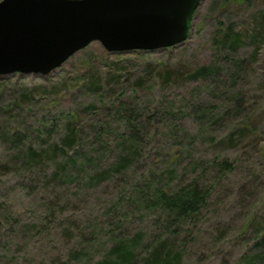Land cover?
<instances>
[{
  "label": "rangeland",
  "instance_id": "rangeland-1",
  "mask_svg": "<svg viewBox=\"0 0 264 264\" xmlns=\"http://www.w3.org/2000/svg\"><path fill=\"white\" fill-rule=\"evenodd\" d=\"M195 183L209 197L186 217L155 192ZM263 234L264 0H201L174 46L93 41L49 74L0 75V264H115L124 247L130 264L168 248L264 264Z\"/></svg>",
  "mask_w": 264,
  "mask_h": 264
},
{
  "label": "water",
  "instance_id": "water-1",
  "mask_svg": "<svg viewBox=\"0 0 264 264\" xmlns=\"http://www.w3.org/2000/svg\"><path fill=\"white\" fill-rule=\"evenodd\" d=\"M201 0H0V75L49 74L99 42L108 52L184 42Z\"/></svg>",
  "mask_w": 264,
  "mask_h": 264
},
{
  "label": "trees",
  "instance_id": "trees-1",
  "mask_svg": "<svg viewBox=\"0 0 264 264\" xmlns=\"http://www.w3.org/2000/svg\"><path fill=\"white\" fill-rule=\"evenodd\" d=\"M13 140H11L14 143H17L18 145L24 143L20 142L18 138H16V135H12ZM130 147L135 146V142L138 140L136 137L131 138ZM132 147V148H133ZM34 154V153H33ZM38 155L35 154L32 156L33 158H36ZM212 166L217 167L218 170H221L222 172H226L232 169V165L229 163V161L222 160L219 162H212ZM159 195L160 200L162 201V204L167 207L166 209L168 212H176L177 215L180 216H187L188 214H194L197 211L200 210V208L206 203V199L209 197V191L205 188L200 187L197 183L193 184L189 188L180 187L176 191H155ZM13 215L12 212H10ZM262 242H264V234L262 236ZM170 252L169 248L166 250V252L162 253L161 251H157L154 255L151 256L152 262L150 264H158L160 262H165L166 264H171L172 262L169 260L166 255H168ZM123 253V254H122ZM84 254L83 251L81 252H70L68 254L69 260H78L82 255ZM134 251L129 250L127 248H123L120 255L116 252H110V256L114 255L116 257L115 264H121L122 262L131 263V260L133 258ZM164 255L162 258L161 255ZM109 256V257H110ZM179 257V256H178ZM105 264V263H103Z\"/></svg>",
  "mask_w": 264,
  "mask_h": 264
}]
</instances>
